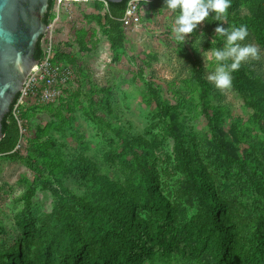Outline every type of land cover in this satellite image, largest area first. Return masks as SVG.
<instances>
[{"label":"trees","instance_id":"1","mask_svg":"<svg viewBox=\"0 0 264 264\" xmlns=\"http://www.w3.org/2000/svg\"><path fill=\"white\" fill-rule=\"evenodd\" d=\"M128 1L109 2L108 7L99 2L103 5L98 9L97 21L115 53L126 46L127 31L121 19ZM53 2L50 0L47 24ZM164 4L165 0H142L141 9L151 5L154 11L167 10L161 9ZM212 15L210 13V17L200 24L205 36H214L218 26L244 25L264 45V0H231L224 22L212 20ZM41 38L37 43V59L44 55ZM56 41V60L76 66V54L92 50L82 38L73 39L59 30ZM182 51L193 62L192 80L200 88V111L208 121L210 135L202 144L208 151L206 157L232 184L247 186L255 192L256 216L249 221L240 218L237 224L231 221L229 198L218 192L216 174L204 164L198 134L185 127L187 122L183 112L163 100L151 81L146 90L155 100L161 117L154 126L160 125L163 134L173 138L175 167L185 176L184 188L202 205L193 218H189L186 206L180 204L173 209L162 194L158 156L152 143L142 136L132 137L120 127L115 128L119 143L114 150L129 171V178L140 189L138 196L118 179L100 173L97 165L83 154L67 157L60 169H53L41 159L37 145L24 151L21 143L26 125L23 117L13 112L18 95L3 121L5 136L0 141V156L23 161L34 173L22 195L27 203L38 188L52 193L51 211L40 217V228L33 226L42 231L41 240L46 251L55 248L67 264H148L164 257L185 262L197 260L198 264H264V139L260 140L257 135L240 138L225 128L223 108L212 103L215 87L203 76L201 60L186 48ZM77 67L83 74L80 66ZM140 73L143 74V69ZM232 75L234 85L245 93L246 103L254 109L252 122L264 135V83L248 77L243 65ZM88 96L87 114L96 122L112 127L95 106L99 101L112 113L109 95L98 98L96 90L91 88ZM68 180L73 187L65 183ZM143 208H152L154 213H148L144 218L139 213ZM31 221L27 216L19 217L27 246L33 243L35 236L30 227L34 221ZM0 229L5 230L3 226ZM6 247V242L0 246V264L4 262L5 253L14 254L20 263L28 259L21 257L18 241ZM235 253L238 254L236 259L233 258Z\"/></svg>","mask_w":264,"mask_h":264},{"label":"rangeland","instance_id":"2","mask_svg":"<svg viewBox=\"0 0 264 264\" xmlns=\"http://www.w3.org/2000/svg\"><path fill=\"white\" fill-rule=\"evenodd\" d=\"M102 5L99 2L84 3L72 5L63 11L56 25L57 32L62 31L73 39L82 38L92 50L76 54L77 66H80L83 74L78 72L75 65L73 78L65 87L61 98L49 103L28 99L15 109L16 115L23 117L26 125L21 148L26 151L28 147L37 145L41 159L53 169H60L67 157L83 154L97 165L100 173L118 179L138 196L140 189L133 184L128 176L129 171L114 150L119 143L115 128L120 127L132 137H145L152 143L158 156L159 188L162 194L171 202L173 209L180 204L186 206L189 218H193L202 205L199 199L192 198L190 192L184 188L185 176L175 167L173 138L165 136L160 125L154 126L161 117L155 100L146 90L147 83L151 81L163 100L183 112L187 122L185 127L198 134L204 164L209 171L216 174L218 192L229 198L228 213L231 221L237 224L240 218L249 221L255 217V192L252 193L247 186L232 184L206 157L208 151L203 149L202 144L204 138L210 135L208 121L200 111V88L192 80L193 62L182 51L186 48L201 60L203 76L206 78L208 72L216 66L212 50L222 48L223 39L217 37L211 44L215 35H204L197 51L193 43L202 33L200 24L186 37L184 43L179 42L171 32V25L178 13L168 10L154 11L151 5H145L141 9L140 20L126 29V46L115 53L97 21L98 9ZM53 16L52 12L51 17ZM247 30L248 36L241 43L257 46L261 59L242 65L246 68L248 77L264 83V45L257 40L251 29ZM207 50L209 51L204 53ZM203 54L207 57V70L204 67ZM140 69H143V74ZM91 88L96 90L98 98L109 95L112 113L99 101H96L95 106L112 123V127L96 122L87 114L88 93ZM214 91L211 96L212 103L223 108L226 129L235 132L240 138L257 135L260 140L264 139L263 133L252 122L254 109L246 103L245 93L234 85L233 75L232 87L226 94L216 88ZM33 176L34 173L23 161L0 156V226L5 228L4 231L0 229V244L6 242L7 249L18 241L21 257L28 258L20 263L14 254L5 253L3 264H67L62 261L63 256L55 248L46 251L41 240L43 233L36 229L41 227L40 217L52 209V193L38 188L29 203L22 197L27 189V181H31ZM65 183L72 186L69 180ZM139 213L145 218L154 211L152 208H143ZM20 216H27L34 221H31L33 224L30 227L35 236L33 243L28 246L19 223ZM228 256L232 258L230 253ZM235 256L238 254L235 253L234 259ZM148 264L198 262L164 257L153 259Z\"/></svg>","mask_w":264,"mask_h":264},{"label":"water","instance_id":"3","mask_svg":"<svg viewBox=\"0 0 264 264\" xmlns=\"http://www.w3.org/2000/svg\"><path fill=\"white\" fill-rule=\"evenodd\" d=\"M49 5L50 0H0V141L4 118L39 61L37 43L46 33Z\"/></svg>","mask_w":264,"mask_h":264},{"label":"clouds","instance_id":"4","mask_svg":"<svg viewBox=\"0 0 264 264\" xmlns=\"http://www.w3.org/2000/svg\"><path fill=\"white\" fill-rule=\"evenodd\" d=\"M147 3V2H146ZM231 0H165L164 7L169 12L178 13L171 25V32L175 40L184 43L186 37L194 32L199 24L212 15L214 21H226L227 9ZM215 36L211 44L220 37L223 47L212 50V57L216 62L214 70L209 71L207 80L221 93L226 94L232 87V73L238 71L243 63H251L261 59L260 49L252 44H242L248 36L244 25L215 28ZM204 34L196 37L193 47L200 49ZM198 51V50H197ZM209 50L205 51L207 53ZM204 56V67L207 70V57Z\"/></svg>","mask_w":264,"mask_h":264},{"label":"built area","instance_id":"5","mask_svg":"<svg viewBox=\"0 0 264 264\" xmlns=\"http://www.w3.org/2000/svg\"><path fill=\"white\" fill-rule=\"evenodd\" d=\"M141 1L129 0L122 17L123 27L125 29L136 24L141 17ZM103 3L108 7L106 0H54L53 18L51 17L47 24L46 33L42 36L41 42L44 55L35 64L22 90L18 96L17 102L13 106V112L28 99H37L41 102H52L59 99L65 87L73 78L74 67L76 66L67 61L56 60V25L59 22L63 11L68 10L72 5H81L84 3L94 4Z\"/></svg>","mask_w":264,"mask_h":264}]
</instances>
